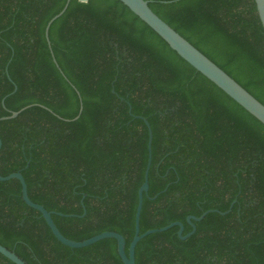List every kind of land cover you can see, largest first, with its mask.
Segmentation results:
<instances>
[{"label": "trees", "instance_id": "1", "mask_svg": "<svg viewBox=\"0 0 264 264\" xmlns=\"http://www.w3.org/2000/svg\"><path fill=\"white\" fill-rule=\"evenodd\" d=\"M0 0V174L68 238L135 234L136 264H264V124L181 57L121 0ZM151 8L264 104L255 0H149ZM58 62L59 66L57 65ZM17 88V89H16ZM83 110L80 113L81 105ZM79 118L73 120L76 116ZM29 163V164H28ZM63 213V214H59ZM67 214V215H66ZM0 243L28 264H124L118 241L72 248L0 180ZM0 264H17L0 253Z\"/></svg>", "mask_w": 264, "mask_h": 264}, {"label": "water", "instance_id": "2", "mask_svg": "<svg viewBox=\"0 0 264 264\" xmlns=\"http://www.w3.org/2000/svg\"><path fill=\"white\" fill-rule=\"evenodd\" d=\"M71 0H67L64 8L53 16L47 23L45 29V35L51 45L50 41V27L52 23L60 17L68 8ZM82 2H87L88 0H80ZM126 4L136 15H138L143 21H145L151 28H153L181 57L188 61L193 67L198 71L208 77L221 89H223L228 95L235 99L240 105H242L247 111L254 115L264 124V104L258 100L252 93H250L245 87H243L238 81H236L230 74H228L224 69H222L217 63L210 59L206 54H204L200 49H198L194 44H192L187 38L180 34L176 29H174L169 23H167L163 18H161L149 5V0H121ZM258 15L260 17L261 23L264 28V0H255ZM56 61V58H54ZM59 66L58 62L56 61ZM60 67V66H59ZM17 89V88H16ZM28 105L19 111H13L10 115L0 117V120L10 119L17 117L23 110L30 107ZM83 110V104L81 105L80 113ZM80 114L76 116L73 120L79 118ZM146 122L149 128V159L148 165L145 171L144 182L139 189V201L135 217V234L130 242L129 250L127 252V240L125 236L117 231L107 230L98 233L92 237L86 238L84 240H75L66 237L59 227L57 226L53 214L55 211L48 210L44 205L33 201L28 192V184L21 170L12 172L8 175L0 174L1 181H7L12 178H17L22 184V197L24 201L31 207L39 210L44 218L46 219L48 225L50 226L53 234L56 238L63 244L70 246L72 248H81L89 246L99 240L105 238H115L118 241V252L124 264H136V247L141 239L151 233L162 232L168 230L173 226H179L178 234L182 239H186L191 236L197 229L195 221L202 220L207 213L212 211H218L222 214H226L232 210V206L227 211H221L219 209H209L205 211L202 215H189L187 221L193 226V230L187 234H183L185 225L182 221H173L168 225L158 228H151L145 232H141L140 221L141 213L144 205V194L149 192V173L152 165L153 153H152V141H153V130L151 124L147 118L140 116ZM2 146V139L0 138V148ZM29 164V163H28ZM59 214H63L60 213ZM67 215V214H66ZM0 253L11 259L17 264H28L23 258H21L15 251L9 249L0 243Z\"/></svg>", "mask_w": 264, "mask_h": 264}]
</instances>
